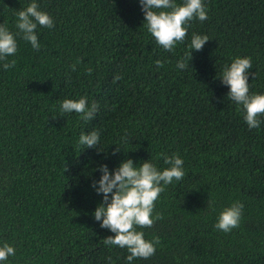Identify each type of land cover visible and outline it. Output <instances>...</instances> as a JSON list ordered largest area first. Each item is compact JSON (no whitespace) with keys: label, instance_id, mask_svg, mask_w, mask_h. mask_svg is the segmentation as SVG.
Instances as JSON below:
<instances>
[{"label":"trees","instance_id":"1","mask_svg":"<svg viewBox=\"0 0 264 264\" xmlns=\"http://www.w3.org/2000/svg\"><path fill=\"white\" fill-rule=\"evenodd\" d=\"M31 2L0 0L18 48L15 66L0 68V246L15 248L0 264H129L94 219L98 166L111 172L130 158L162 171L173 155L184 178L155 201L162 218L136 228L160 243L131 264H264V116L250 129L218 77L250 57L249 94H264V0H202L208 18L189 21L173 51L149 33L140 0H36L54 21L37 27L36 51L16 35L17 12ZM193 35L209 40L180 70ZM81 97L98 104L94 119L60 115L63 100ZM92 131L100 144L82 149L80 134ZM237 201L239 227L216 229Z\"/></svg>","mask_w":264,"mask_h":264},{"label":"clouds","instance_id":"2","mask_svg":"<svg viewBox=\"0 0 264 264\" xmlns=\"http://www.w3.org/2000/svg\"><path fill=\"white\" fill-rule=\"evenodd\" d=\"M145 23L149 33L156 43L167 51H173L177 43H182L188 35L185 25L194 18L204 21L208 18L206 7L202 0H184L176 4L175 0H140ZM38 26L52 28L54 21L46 12L41 11L36 0L17 12L16 28L21 38L30 42L33 49L40 50V43L36 34ZM209 38L193 35L187 59L177 62V68L184 70L191 66L192 52L201 51ZM15 35L0 24V68L8 70L15 66L16 61H9V57L17 53ZM157 67L162 62L156 61ZM192 67V66H191ZM249 69H252L250 57H237L230 66L223 69L218 76L222 84L229 87L227 97L245 110L244 119L250 129L259 128L264 116V94H249ZM74 70V69H73ZM91 74L92 69L88 68ZM253 77L255 73L252 74ZM119 80L120 77L114 78ZM98 104L89 105L85 97L78 100L65 99L60 105V115L79 114L85 122L96 116ZM79 144L84 148H93L100 144L98 132L81 133ZM113 150V154L120 150V145ZM164 163L169 165L159 171L149 160L136 167L132 159L121 161L119 166L110 172L106 164L98 166L102 173L99 180L92 182L97 194L103 195L102 202L94 211V219L100 222L101 228L109 229L114 236H107L103 243L107 246L126 248L129 252L126 259L131 264L134 258L148 259L156 252V245L160 243L158 237L149 241L144 238L140 228H150L154 220L162 217L159 213L153 218L155 201L164 191V186L174 180L179 182L184 176L183 160L178 155L165 157ZM209 206H211L209 204ZM244 205L239 201L224 208L218 217L215 228L225 233L239 227ZM15 255V248L7 243L0 246V261H6ZM111 259V258H109Z\"/></svg>","mask_w":264,"mask_h":264}]
</instances>
